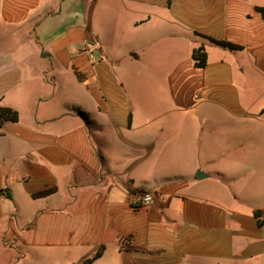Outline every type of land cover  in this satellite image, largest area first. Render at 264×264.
I'll return each mask as SVG.
<instances>
[{
	"label": "crops",
	"instance_id": "obj_1",
	"mask_svg": "<svg viewBox=\"0 0 264 264\" xmlns=\"http://www.w3.org/2000/svg\"><path fill=\"white\" fill-rule=\"evenodd\" d=\"M255 7L0 0V106L18 115L0 127V264H264ZM137 191L156 202L133 210Z\"/></svg>",
	"mask_w": 264,
	"mask_h": 264
},
{
	"label": "trees",
	"instance_id": "obj_2",
	"mask_svg": "<svg viewBox=\"0 0 264 264\" xmlns=\"http://www.w3.org/2000/svg\"><path fill=\"white\" fill-rule=\"evenodd\" d=\"M254 10L260 16L262 22L264 23V7H255ZM199 37L202 38L207 43H209L210 45L217 47L221 50L227 51L229 53H235V52H239L242 50L241 47L233 45L231 43L217 41V40H213V39L202 37V36H199ZM190 58H191L194 68L203 69L206 66L207 54L202 45L192 50ZM17 121H18V115L15 111L0 106V127L5 123H16ZM54 192H55L54 189L43 190L36 194H33L31 198L32 199H42V198L52 195ZM252 214H253V218L256 221L257 228H262L263 221L261 220V211L256 210ZM99 257H100V252L96 253L92 258L87 260L85 264H90L93 261L99 259Z\"/></svg>",
	"mask_w": 264,
	"mask_h": 264
},
{
	"label": "built area",
	"instance_id": "obj_3",
	"mask_svg": "<svg viewBox=\"0 0 264 264\" xmlns=\"http://www.w3.org/2000/svg\"><path fill=\"white\" fill-rule=\"evenodd\" d=\"M156 202V196L147 191L131 193L130 206L133 210H139L152 206Z\"/></svg>",
	"mask_w": 264,
	"mask_h": 264
},
{
	"label": "rangeland",
	"instance_id": "obj_4",
	"mask_svg": "<svg viewBox=\"0 0 264 264\" xmlns=\"http://www.w3.org/2000/svg\"><path fill=\"white\" fill-rule=\"evenodd\" d=\"M258 3H260V4H263L264 5V0H256ZM154 96V92H153V95H152V97ZM136 97H138L141 101H142V103H143V105L147 102V98L149 97L148 96V94H147V92L145 91V90H141V91H139V92H137L136 93ZM156 98H158V101L160 102V96L157 94L156 95ZM144 110V109H143ZM162 111H163V108H161V106H159V108H158V112L157 113H162Z\"/></svg>",
	"mask_w": 264,
	"mask_h": 264
},
{
	"label": "water",
	"instance_id": "obj_5",
	"mask_svg": "<svg viewBox=\"0 0 264 264\" xmlns=\"http://www.w3.org/2000/svg\"><path fill=\"white\" fill-rule=\"evenodd\" d=\"M195 177L197 178V180H201V179L205 178V175H203V174L200 173V172H196V173H195Z\"/></svg>",
	"mask_w": 264,
	"mask_h": 264
}]
</instances>
